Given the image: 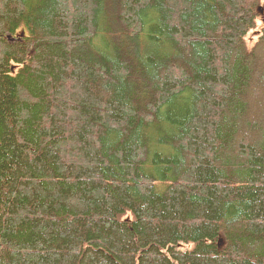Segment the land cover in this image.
<instances>
[{
    "label": "trees",
    "instance_id": "16d2710c",
    "mask_svg": "<svg viewBox=\"0 0 264 264\" xmlns=\"http://www.w3.org/2000/svg\"><path fill=\"white\" fill-rule=\"evenodd\" d=\"M261 20L0 0V264H264Z\"/></svg>",
    "mask_w": 264,
    "mask_h": 264
},
{
    "label": "rangeland",
    "instance_id": "374dc122",
    "mask_svg": "<svg viewBox=\"0 0 264 264\" xmlns=\"http://www.w3.org/2000/svg\"><path fill=\"white\" fill-rule=\"evenodd\" d=\"M264 26V22H263V20H261V21H259V22H257V27H256V29L255 30H252V31H250L248 34H247V36H246V38H245V41H246V45H247V47H248V49H251L252 48V46H253V44L255 43V41L259 38V35H260V33H261V28ZM18 35H20L19 33H18ZM12 39V38H11ZM10 39V40H11ZM14 40H19V38H13ZM217 245H218V247L220 248L221 247V245H222V243H221V239L219 238L218 239V242H217ZM184 248H186V247H180V249H184Z\"/></svg>",
    "mask_w": 264,
    "mask_h": 264
}]
</instances>
